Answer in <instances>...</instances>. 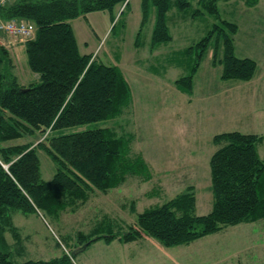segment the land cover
Returning a JSON list of instances; mask_svg holds the SVG:
<instances>
[{
  "label": "trees",
  "instance_id": "obj_1",
  "mask_svg": "<svg viewBox=\"0 0 264 264\" xmlns=\"http://www.w3.org/2000/svg\"><path fill=\"white\" fill-rule=\"evenodd\" d=\"M196 1L210 15L218 16L217 3L231 0H141V29L155 9V22L150 49L172 40L167 26V13L185 10ZM255 7L260 0H242ZM17 0L0 8L3 20H26L36 28L35 36L25 42L27 65L38 76V82L23 85L11 73L14 69L8 52L0 46L9 69L0 73V144L20 139L38 131L45 143L0 147V264H74L64 253L48 261L16 262L11 250L21 237L14 226L12 211L24 214L59 217L67 210L76 211L94 192L106 194L123 184L127 176L150 179L147 164L139 155L130 157V142L109 128L63 133L68 128L105 121L121 115L129 105L131 91L116 66L105 65L91 55H81L70 20L116 8L124 9L129 0ZM194 16L202 14L196 9ZM119 16V17H120ZM112 16V21H113ZM237 25L228 21L214 24L197 43L180 52L191 60L189 73L174 85L191 94L193 77L210 42L215 40L212 64L222 66L220 78L249 82L256 63L237 58L233 37ZM138 43V41H137ZM222 45V58L217 54ZM24 89V91H22ZM57 132L58 134H55ZM218 149L209 159L212 208L202 216L195 215L194 187L165 203L136 215L135 223L120 235H102L94 228L88 235L78 233L77 243L85 250L92 243L118 239L126 244L143 237L154 239L163 247L187 245L226 227L264 219V160L257 147L264 135L228 132L215 135ZM43 150L56 164L49 181L41 178L37 150ZM39 213V214H38ZM14 243L9 244L6 234Z\"/></svg>",
  "mask_w": 264,
  "mask_h": 264
},
{
  "label": "rangeland",
  "instance_id": "obj_2",
  "mask_svg": "<svg viewBox=\"0 0 264 264\" xmlns=\"http://www.w3.org/2000/svg\"><path fill=\"white\" fill-rule=\"evenodd\" d=\"M217 8L218 16L205 12L196 1L183 11L172 8L166 17L172 40L153 50L150 42L154 8H150L137 39L142 20L141 0H129L122 16L123 9L116 8L113 15L108 11L92 12L68 22L79 53L118 67L129 85L131 99L121 115L68 128L63 133L112 129L129 140L130 157L143 158L150 179L144 181L141 176L129 175L119 187L106 194L96 192L76 211L67 210L57 218L12 211L23 247L22 251L20 245L12 248L14 261H48L64 253L73 257L74 264H119L120 257L126 261L133 247L124 249L123 243L115 239L118 249L106 248L105 242L99 240L79 251L82 246L76 241L77 234L88 235L99 227V234L120 235L135 223L138 213L165 203L188 186L194 187L195 215L211 211L209 159L218 149L213 137L228 132L264 135V0L252 8L246 7L242 0L219 1ZM196 9L202 14L194 16ZM224 20L237 25L233 37L235 56L256 63L253 78L247 83L222 80V66L212 64L215 45L212 40L193 77L192 93L180 91L174 82L186 76L191 67V60L180 52ZM0 37L14 66L11 73L23 85L38 82L37 74L27 65L25 43L3 34ZM222 54L221 45L217 60ZM7 69V58L0 50V73L5 74ZM45 136L34 131L3 142L0 147L25 143L34 147L39 142L45 143ZM257 150L264 160V143ZM37 156L41 178L49 181L56 172V164L43 150H37ZM5 236L9 244L14 243L9 233ZM202 242L204 247L208 246L206 259L200 258L203 263L264 264V219L226 227ZM121 248L126 251L122 255Z\"/></svg>",
  "mask_w": 264,
  "mask_h": 264
},
{
  "label": "crops",
  "instance_id": "obj_3",
  "mask_svg": "<svg viewBox=\"0 0 264 264\" xmlns=\"http://www.w3.org/2000/svg\"><path fill=\"white\" fill-rule=\"evenodd\" d=\"M3 48L9 54L8 47L5 45ZM93 194H96V192ZM210 236L211 235L205 236L187 245H181L172 248H164L159 243L154 242L149 238L143 237L131 243L121 244L123 248L126 247L124 249L133 247L134 250L129 252L127 258L128 261H124L120 257L119 264H206V262L203 263L202 260H200V258L206 259L208 253V246L204 247L202 241ZM115 242L116 240H113L108 244L104 243V247L118 249V247L115 246ZM119 252H121L122 255L126 251L121 248Z\"/></svg>",
  "mask_w": 264,
  "mask_h": 264
},
{
  "label": "built area",
  "instance_id": "obj_4",
  "mask_svg": "<svg viewBox=\"0 0 264 264\" xmlns=\"http://www.w3.org/2000/svg\"><path fill=\"white\" fill-rule=\"evenodd\" d=\"M17 0H0V8L8 4H12ZM36 28L32 22L26 20H3L0 18V34L5 37L17 38L22 42H26L35 36ZM0 37V45L5 43Z\"/></svg>",
  "mask_w": 264,
  "mask_h": 264
},
{
  "label": "water",
  "instance_id": "obj_5",
  "mask_svg": "<svg viewBox=\"0 0 264 264\" xmlns=\"http://www.w3.org/2000/svg\"><path fill=\"white\" fill-rule=\"evenodd\" d=\"M127 1H128V0H126V2H127ZM126 2H125V3H126ZM22 91H24V89H23Z\"/></svg>",
  "mask_w": 264,
  "mask_h": 264
}]
</instances>
